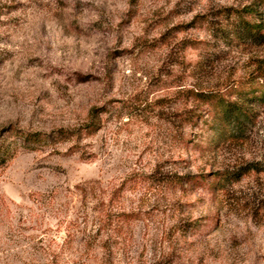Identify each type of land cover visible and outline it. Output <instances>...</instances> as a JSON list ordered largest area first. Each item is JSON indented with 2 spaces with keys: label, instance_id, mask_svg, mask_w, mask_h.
I'll list each match as a JSON object with an SVG mask.
<instances>
[{
  "label": "rangeland",
  "instance_id": "374dc122",
  "mask_svg": "<svg viewBox=\"0 0 264 264\" xmlns=\"http://www.w3.org/2000/svg\"><path fill=\"white\" fill-rule=\"evenodd\" d=\"M243 9L264 27V0H0V264H264V102L216 148L185 122L264 70Z\"/></svg>",
  "mask_w": 264,
  "mask_h": 264
},
{
  "label": "trees",
  "instance_id": "16d2710c",
  "mask_svg": "<svg viewBox=\"0 0 264 264\" xmlns=\"http://www.w3.org/2000/svg\"><path fill=\"white\" fill-rule=\"evenodd\" d=\"M232 14L235 18V27L229 32L234 38L240 42L252 40L258 44H264V27L256 21V11L243 9ZM252 18L255 20H252ZM228 94L235 99L231 100L227 94L219 92L194 94L206 106L207 109L204 111L208 120L203 119L201 116L198 117L200 121L198 118L195 119L194 115H190L185 119V122L191 126H197L202 122V126L209 128L206 129V132L212 137L206 141V148H216L226 141L243 140L245 138L247 128L251 127L254 120L252 106L264 102V70L256 77L249 78L231 87ZM23 137L27 143L41 141L38 134H28ZM12 156L13 152L10 145H0V166L6 164ZM227 180L225 176L214 177L211 188L220 190L221 186L224 185V181Z\"/></svg>",
  "mask_w": 264,
  "mask_h": 264
}]
</instances>
